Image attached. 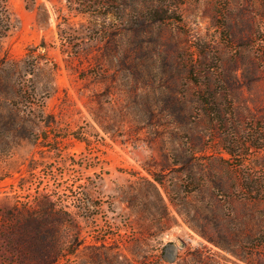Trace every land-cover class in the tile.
<instances>
[{
    "label": "rangeland",
    "instance_id": "374dc122",
    "mask_svg": "<svg viewBox=\"0 0 264 264\" xmlns=\"http://www.w3.org/2000/svg\"><path fill=\"white\" fill-rule=\"evenodd\" d=\"M45 260L264 264V0H0V264Z\"/></svg>",
    "mask_w": 264,
    "mask_h": 264
},
{
    "label": "trees",
    "instance_id": "16d2710c",
    "mask_svg": "<svg viewBox=\"0 0 264 264\" xmlns=\"http://www.w3.org/2000/svg\"><path fill=\"white\" fill-rule=\"evenodd\" d=\"M52 207V206H51ZM47 210H49V212H51L50 211V209H49V207L47 208ZM46 210V211H47ZM25 226L24 227H22V228H20V224H18V225H15L13 228H11V230H10V235H9V238H10V241L12 242V247H15L16 246V248L17 249H19L20 248V246H18L19 244H18V240H15V238H16V236H15V234H16V232L17 231H20V230H22V229H25V228H27V227H29L30 226V223L29 222H26V224H24ZM44 262H46L47 263V261L45 260ZM54 263V262H53ZM47 264H49V263H47Z\"/></svg>",
    "mask_w": 264,
    "mask_h": 264
}]
</instances>
